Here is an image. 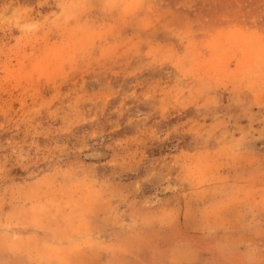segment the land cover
Returning a JSON list of instances; mask_svg holds the SVG:
<instances>
[{"label":"rangeland","instance_id":"obj_1","mask_svg":"<svg viewBox=\"0 0 264 264\" xmlns=\"http://www.w3.org/2000/svg\"><path fill=\"white\" fill-rule=\"evenodd\" d=\"M262 165L264 0H0V264L256 255Z\"/></svg>","mask_w":264,"mask_h":264},{"label":"crops","instance_id":"obj_2","mask_svg":"<svg viewBox=\"0 0 264 264\" xmlns=\"http://www.w3.org/2000/svg\"><path fill=\"white\" fill-rule=\"evenodd\" d=\"M258 176H260L259 180H256V181L253 180L252 184L250 182H246L245 187H249V186H250L249 188L256 187L257 189L261 191L260 193L258 192L259 193V195H257L259 196L258 199L256 197H252V199L250 200L255 201L257 204L260 203L261 207L257 206L258 207L257 209L261 210L260 212L263 214L264 213V165H262L261 173H259ZM247 205L248 204H244L245 209H247ZM248 209L254 210L255 208L252 207ZM247 218L248 217H246L245 219L246 221L248 220ZM202 220L203 218H199V228L197 231L199 233H202L201 234L202 237L210 236V237L221 238L223 241L221 243L222 249L217 248L216 250L217 253H215L214 256L210 257L211 259L212 258L214 259L210 260L209 257H206L207 255H205L206 253L207 254L210 253L207 251V248L203 249V247L199 246L197 248L198 260L195 263L193 262V264H264V247L260 248L259 253L256 252V255L255 253H253L254 248H256L257 246H254L253 244L254 234L252 233V231L248 233V230H247L244 233H242L241 232L242 226H232L229 230L227 229V232H222L223 228L220 229L221 232L211 231L209 228L201 227L200 223ZM257 220H258V217H257ZM253 221L254 219L247 222V224L249 223V227H252V230L254 226ZM246 228H248V225L246 226ZM262 231H264V227H262ZM213 232H215L214 235H213ZM263 234L264 232H262V235ZM243 236L245 237V243L244 244L242 243L239 245L236 244L238 239ZM249 237H251V239H249ZM249 240L251 241L248 243ZM255 250H258V249H255ZM222 252L223 254H219ZM226 253L229 254L228 256L225 257L227 259L224 262L220 261V257L223 255H226ZM182 264L184 263L182 262Z\"/></svg>","mask_w":264,"mask_h":264}]
</instances>
